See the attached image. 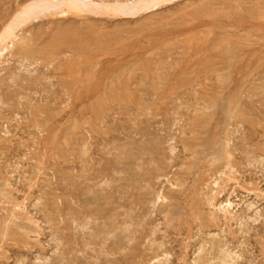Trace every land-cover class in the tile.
I'll list each match as a JSON object with an SVG mask.
<instances>
[{
    "label": "rangeland",
    "instance_id": "obj_1",
    "mask_svg": "<svg viewBox=\"0 0 264 264\" xmlns=\"http://www.w3.org/2000/svg\"><path fill=\"white\" fill-rule=\"evenodd\" d=\"M63 1L0 46V264H264V0Z\"/></svg>",
    "mask_w": 264,
    "mask_h": 264
},
{
    "label": "bare ground",
    "instance_id": "obj_2",
    "mask_svg": "<svg viewBox=\"0 0 264 264\" xmlns=\"http://www.w3.org/2000/svg\"><path fill=\"white\" fill-rule=\"evenodd\" d=\"M50 1L52 0H31V2L28 5H25L17 14L16 16L13 18V20H11V22H9L6 27L2 30V32L0 33V46H2V49L6 48L5 42L6 40L11 39V41H13V38L15 37L14 35V31L16 30V28L22 24L26 19H28V17L32 16L33 14H35L36 12H39L41 9H43L44 7H47V9H50ZM88 0H73V2H71L69 0V2H59L58 5H56L57 7H53L52 5V9H56L58 10L60 13H66L68 12L70 9H78L80 8L84 2H87ZM149 1L146 2L145 0L143 1H138L134 4V6L129 7L128 4H124V3H118L119 5H114L111 7H115L117 9V7H119V11L122 14H136L137 12L141 11V10H146L151 6L156 5L157 2H153ZM157 1V0H156ZM82 4H79L81 3ZM127 3V2H126ZM87 5V4H86ZM131 8V9H130ZM93 10V8H92ZM114 10V9H112ZM87 11V10H86ZM13 44V43H12ZM205 45V44H204ZM207 52V50H206ZM208 69V68H207ZM215 84V83H214ZM72 92V91H71ZM213 97V96H212ZM98 106V105H97ZM94 110V109H93ZM95 112V110H94ZM237 116V115H236ZM228 153V152H227ZM226 153V154H227ZM227 158V157H225ZM220 170V169H219ZM221 174V173H220ZM232 178V177H231ZM215 182V181H214ZM217 182H215L216 184ZM216 194H220L219 191L215 192ZM215 197V195L212 197V199ZM225 200V199H224ZM221 201L219 202L217 205H214V207L219 210L224 218H232L233 219V212L232 210L234 209V204L230 199H227L225 201ZM250 206V205H248ZM124 229V228H123ZM105 234V233H104ZM105 240V239H104ZM207 243V242H206ZM165 257V256H164ZM217 259H219V264H232V262L235 260L236 255L234 252L231 251H226L222 248H220V250L218 251V255H217Z\"/></svg>",
    "mask_w": 264,
    "mask_h": 264
}]
</instances>
